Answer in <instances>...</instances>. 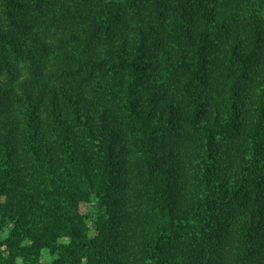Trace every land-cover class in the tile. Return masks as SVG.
I'll list each match as a JSON object with an SVG mask.
<instances>
[{
	"label": "trees",
	"instance_id": "16d2710c",
	"mask_svg": "<svg viewBox=\"0 0 264 264\" xmlns=\"http://www.w3.org/2000/svg\"><path fill=\"white\" fill-rule=\"evenodd\" d=\"M0 76V264H264V0H0Z\"/></svg>",
	"mask_w": 264,
	"mask_h": 264
},
{
	"label": "rangeland",
	"instance_id": "374dc122",
	"mask_svg": "<svg viewBox=\"0 0 264 264\" xmlns=\"http://www.w3.org/2000/svg\"><path fill=\"white\" fill-rule=\"evenodd\" d=\"M0 78H4L3 76H0ZM2 201V197H0V202ZM90 208L88 205L86 206L85 204H81V209L85 210ZM10 231V229L5 228L4 230H2V233H0V236H5L6 234H8ZM1 239V238H0ZM0 250H2L3 254H6L7 251L4 247L3 244H0ZM56 258V255H52L51 253H49V251L47 249L43 250L41 253V256L38 259V262L36 264H53V259ZM20 263V262H19ZM18 264V262H17Z\"/></svg>",
	"mask_w": 264,
	"mask_h": 264
}]
</instances>
